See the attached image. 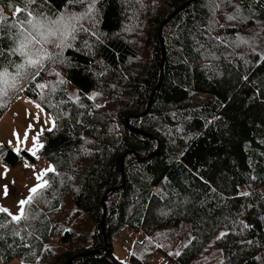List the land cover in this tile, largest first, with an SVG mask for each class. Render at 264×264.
<instances>
[{"label":"trees","instance_id":"16d2710c","mask_svg":"<svg viewBox=\"0 0 264 264\" xmlns=\"http://www.w3.org/2000/svg\"><path fill=\"white\" fill-rule=\"evenodd\" d=\"M185 1L96 0L89 19L91 0H0V92L18 85L57 121L40 131L39 158L0 156L55 168L27 220L0 213V264L25 244L35 264H149L163 248L181 252L176 264H213L202 256L214 237L219 264H264V0H193L163 23ZM234 6L245 20L227 19ZM183 220L191 243L164 246L156 231ZM233 221L254 227L241 233ZM125 225L137 232L127 261L114 252ZM220 230L229 235L217 239Z\"/></svg>","mask_w":264,"mask_h":264},{"label":"rangeland","instance_id":"374dc122","mask_svg":"<svg viewBox=\"0 0 264 264\" xmlns=\"http://www.w3.org/2000/svg\"><path fill=\"white\" fill-rule=\"evenodd\" d=\"M37 21L41 23V26L39 28L43 27L44 29H46L45 31L39 32L41 34L45 33L47 31V26L45 24H42L45 20H35L34 23ZM18 91V85H15L14 95L11 93L0 92V146H2V150H0L1 158H3L2 155H5L9 152V148L14 149L17 146L18 141L16 139L15 133H19L20 141H24L27 135V143L21 144L22 148H32L34 143L33 138L37 135V133H40L41 129L52 127L51 121L53 118L50 112L45 107H43L36 99L25 94H20ZM36 104H40L41 108H37ZM29 113H31V115H29ZM37 115H39L40 117L39 121L36 120ZM29 125H33L34 127L32 129H29ZM9 141H11V144L9 143ZM15 163L5 164L13 165ZM51 164L52 163H50V161H48L47 159L40 158L36 161V163H33V170H30V172L35 176L36 179V173H43L46 169L51 168ZM7 176L11 178L12 176H14V174H7ZM16 178L17 177L13 178V180L11 181V188H14V186L16 185ZM13 181L15 183H13ZM32 185H34L33 181ZM9 205V209L11 210V203H9ZM13 214H18V212L14 211ZM221 232L222 231L220 230L218 234H220ZM156 233H159L162 236V244L164 246L171 245L172 248H175V250L181 249L184 243L192 238L191 225L188 220L181 221V224L179 226L164 228L163 231H159L158 229ZM136 238L137 232L128 225H125L114 237V252L117 257L124 261H127V251L129 252L132 250ZM214 239L215 237L210 239L205 244V247L203 249L202 261L205 254L211 253L215 256L213 264H219L222 252L215 243ZM178 240L180 241L179 244H177ZM170 252H172L171 248H163L162 252H157L153 255V257L149 261V264H176L171 259L169 255ZM31 253L26 252L25 247H22V249H17V256L9 262H6L5 264H35L38 262L37 256ZM192 264L197 263L194 262Z\"/></svg>","mask_w":264,"mask_h":264},{"label":"snow or ice","instance_id":"6c2138e0","mask_svg":"<svg viewBox=\"0 0 264 264\" xmlns=\"http://www.w3.org/2000/svg\"><path fill=\"white\" fill-rule=\"evenodd\" d=\"M27 3H34V0H26ZM69 3H73L74 0H68ZM76 3H82L84 2V0H75ZM95 2L96 0H91L90 2V7H89V10H88V14H89V19H92V16H93V9L95 7ZM213 4L215 6L216 4V0H213ZM236 7V12L229 15L227 17V19L229 20H245L246 18L244 16H242L240 14V9L238 6H234ZM19 11V10H18ZM31 13H29L30 15ZM63 19V18H62ZM93 23H98L97 21L93 20ZM85 31H87L85 29ZM52 35H54L55 33H50ZM67 35V33H66ZM92 35H96L95 32L92 33ZM220 39V38H218ZM37 43H39V41H37ZM240 43H243V44H248L249 41L248 40H245L243 38L240 39ZM23 47V46H22ZM64 47H71V45L69 44H64ZM252 51L253 53H256V49L255 47L252 48ZM2 51H0V55H2ZM258 56H259V59L257 60V63L260 64V63H264V53H256ZM29 63H32V64H35L36 61H29ZM245 63H247V61H245ZM37 75H39V70L37 71L36 73ZM104 73H100L99 75H103ZM245 80H247V76L244 77ZM60 83H64L63 80L60 81ZM39 87L43 88L45 87V85H39ZM100 93H91L90 95H86L84 98L85 99H88V100H95L97 98V96H99ZM81 95L80 94H75L74 96H70L69 97V100L74 102L75 104H77L79 107L81 108H84L86 107L84 104L81 103ZM36 107L37 108H41V105L40 104H36ZM96 108H100V107H103V105H100V104H96L95 105ZM43 110V109H41ZM82 114V113H81ZM90 114V113H89ZM29 115H31V113H29ZM36 120L39 121L40 120V117L39 115L36 116ZM52 123V128L51 129H48V131H52L54 128H56L57 126V121L56 119H52L51 121ZM209 124L212 123V121H208ZM34 126L33 125H29V129H32ZM43 131V129H41V132ZM177 131H180V129H177ZM15 136H16V139L18 141L17 143V146L13 149V151L17 154V155H20L23 151H27L28 153H30L33 157H36V158H39L37 156V153L44 148V144L41 143V133H37V135L33 138L34 140V143H33V147L32 148H22L21 147V144H26L27 143V135L25 137V140L24 141H20V138H19V133H15ZM9 143L11 144V141H9ZM0 150H2V146H0ZM261 155H264V153H262ZM251 163V162H250ZM26 167H33L31 165H28L26 164L25 165ZM5 171L2 175H4L5 177L7 176V173H8V169H7V166L5 165ZM47 172H55V168L54 167H51V168H48L46 169L43 173H36V179L38 181L37 184H35L33 187H31L29 189V195L25 198V199H21L18 201V207H19V212L18 214H12L10 212L9 209L7 208H4L2 205H0V213H5L7 214L8 216L11 217V220L9 221L10 223H19L21 220H27L29 217H28V214L26 213V206L30 205L32 203V201L40 194V192L46 188V187H50V184H49V181L44 179V176L47 174ZM252 179H255V176L252 177ZM39 181H42V182H39ZM13 183H15L13 181ZM212 191H215L214 189H212ZM3 193H4V196L7 197L9 195V190H8V185H4V188H3ZM239 195L241 196H244V197H247V196H251L252 193H249V192H242L240 193ZM249 207H251V205H249ZM233 223H239L240 224V228H241V233H243V231L245 230H250L254 227V225L252 224H249L245 221H233ZM6 225L5 224H0V228H5ZM68 231H70V229H68ZM13 238H16V237H19L21 240H23L24 238L22 236H20V232L19 231H15L13 230L12 234ZM29 235H31V233H29ZM227 235H229L228 232H222L220 234L219 237H217V239H223L224 237H226ZM5 239L4 235L0 234V240H3ZM194 239V238H193ZM149 242L151 243V239L149 238ZM191 241L188 242V244H190ZM242 243H246V244H252L253 241L251 240H247V241H242ZM188 245L186 244L185 247H187ZM11 247V245L9 246ZM25 247H31V245H27L25 244ZM157 247H163V245H157ZM133 255H135V253H133ZM169 255H175V256H180L181 255V252L179 250L175 251L174 253L170 252ZM255 259L257 261H259L261 258L259 256L255 257ZM221 264H224V261H221Z\"/></svg>","mask_w":264,"mask_h":264},{"label":"crops","instance_id":"0c3cea01","mask_svg":"<svg viewBox=\"0 0 264 264\" xmlns=\"http://www.w3.org/2000/svg\"><path fill=\"white\" fill-rule=\"evenodd\" d=\"M36 161L27 162L25 159H20L13 165H7L0 162V205L9 209V203H11L12 209L9 210L12 214L14 211L19 212L18 201L25 199L30 194L29 189L38 183L35 176L30 172V170H33V167L25 166L26 164L33 166V163H36ZM5 165L9 170L7 174H14L11 178L2 175L5 171ZM15 177H17L15 179L16 185L14 188H11V181ZM32 181L34 182V185H32ZM4 185H8L9 195L7 197H5L3 193Z\"/></svg>","mask_w":264,"mask_h":264},{"label":"water","instance_id":"95a60500","mask_svg":"<svg viewBox=\"0 0 264 264\" xmlns=\"http://www.w3.org/2000/svg\"><path fill=\"white\" fill-rule=\"evenodd\" d=\"M193 0H187L185 1L183 4H181L176 10H174L164 21L163 23H165L167 20H169L177 11H179L182 7H184L186 4H188L189 2H191ZM161 42H162V45H163V39L161 37ZM161 72L163 73V67L161 69ZM161 79H162V75L160 76V80L158 82V84L161 82ZM119 187L118 186H114V187H111V189H118ZM105 216H106V207H104V214H103V218H102V227H103V230H105L104 228V223H105ZM104 236H105V241H106V245L108 244L109 240H108V237L107 235L104 233ZM95 251H98L97 249L94 250L93 252ZM75 255H73L70 259H72ZM69 259V260H70ZM69 262V261H68ZM68 262L66 264H68Z\"/></svg>","mask_w":264,"mask_h":264},{"label":"bare ground","instance_id":"6f19581e","mask_svg":"<svg viewBox=\"0 0 264 264\" xmlns=\"http://www.w3.org/2000/svg\"><path fill=\"white\" fill-rule=\"evenodd\" d=\"M35 18V17H34ZM32 19H33V17H32ZM31 22H33V21H31ZM186 27V26H185ZM198 29V28H197ZM195 32V31H194ZM197 32V31H196ZM199 32H200V30H199ZM198 33V32H197ZM187 34V33H186ZM205 34V33H204ZM184 35V34H183ZM205 36V35H204ZM185 37V36H184ZM204 38V37H203ZM171 47V46H170ZM165 48V47H164ZM15 57V56H14ZM16 58V57H15ZM259 75V74H258ZM35 79V78H34ZM36 80V79H35ZM62 80V79H61ZM61 80H59V81H61ZM33 81V80H32ZM66 81V80H65ZM36 83V82H35ZM54 83V82H53ZM33 84V83H32ZM38 84V83H37ZM36 84V85H37ZM58 90V89H57ZM68 90V89H67ZM212 104V103H211ZM57 106H59V105H57ZM203 106V105H202ZM61 109V108H60ZM198 109V108H197ZM201 109V108H200ZM201 112H204V111H201ZM207 113V112H206ZM196 114V113H195ZM85 115H86V113H85ZM205 115V114H204ZM203 115V116H204ZM211 115V114H210ZM194 116V115H193ZM201 116V115H200ZM200 116H198V117H200ZM195 117H196V115H195ZM202 118H204V117H202ZM206 119V118H205ZM205 121V120H204ZM206 122H207V120H206ZM160 149V148H159ZM140 156V155H139ZM61 181H63V180H61ZM63 183V182H62ZM102 208V207H101ZM110 208V207H109ZM108 208V209H109ZM97 209V208H96ZM112 209V208H111ZM111 209H109V210H111ZM107 211V210H106ZM96 213V212H95ZM107 214V213H106ZM111 214V213H110ZM108 216H110L109 214H108ZM95 217V216H94ZM110 220H108V222H109ZM115 222V221H114ZM107 224V223H106ZM105 224V225H106ZM111 224V223H110ZM108 226V225H107ZM110 226H112V225H110ZM114 226V225H113ZM219 228V227H218ZM217 228V229H218ZM213 235V234H212ZM201 246V245H200ZM196 253H197V251H196Z\"/></svg>","mask_w":264,"mask_h":264},{"label":"clouds","instance_id":"9594fccd","mask_svg":"<svg viewBox=\"0 0 264 264\" xmlns=\"http://www.w3.org/2000/svg\"><path fill=\"white\" fill-rule=\"evenodd\" d=\"M40 26H41V23L39 21H37V22L32 24L33 28H37L38 29ZM21 35H23V34H21ZM21 46H23V44Z\"/></svg>","mask_w":264,"mask_h":264}]
</instances>
